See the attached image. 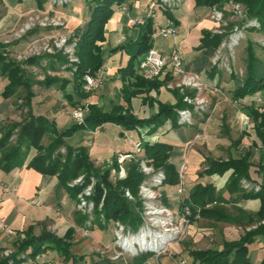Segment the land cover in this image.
<instances>
[{
    "label": "rangeland",
    "instance_id": "374dc122",
    "mask_svg": "<svg viewBox=\"0 0 264 264\" xmlns=\"http://www.w3.org/2000/svg\"><path fill=\"white\" fill-rule=\"evenodd\" d=\"M73 1L74 0H68L66 3L59 5L53 4V6L60 10L62 9V7L71 5ZM76 1L82 9L81 15H78L76 13V16L84 20V30L89 22V13L91 10V6L89 4L91 3L88 2L91 0ZM22 2L23 0H17L16 3H10V6L12 8V6H14L15 4ZM230 3L233 7L234 5H237L238 8L236 9V11L233 9L232 12L228 13L227 15H224L223 12H221L222 19L220 22H215L217 24L213 29L214 33H211L212 35H221L223 36V39L215 51L214 58L211 62V68H209L207 71H203L201 74L202 89L198 97L199 99H203V103L198 106L195 105V102H193L192 104H188L192 107L187 108L192 112L190 123L188 124L178 122V125L198 127V123L201 120H206V117L212 112L215 103L221 100L224 104L225 117L219 118L216 126L220 125L219 133H221L222 136H227V134H229V124H226L228 123L225 119L226 114L229 113L228 110L234 109L239 121L237 127H240L239 125H241V129L243 130L242 133L244 134L238 148L237 146L232 145L233 140H231L229 148H211V154L208 152V148L206 147V145L192 146L191 149H193V151L195 152L194 154L197 156L196 158H194L191 165L194 168L193 172L188 173L187 165H182L178 172L179 184L169 186L167 190H165L164 187L167 185L164 184L165 175L163 170L154 168L151 160L145 159L143 157L142 144L145 142L150 143L148 141V138L151 139L150 137L152 136V134L148 132L147 128H143V131L138 132L139 140L134 145V151L132 153H128L131 157L122 165V168L124 169L123 176L120 174L121 168L119 163L117 162V157L119 154L115 159H113L111 158V153L109 152V150L114 148H129V140H135L137 138V133L135 131H127L125 137H121V134L113 125H106L102 130H79L68 137L69 144H75L79 141L83 144H87L89 141L97 143L98 153H102V155L105 156V159H111L103 163H96L92 160L90 161L93 167L96 169L104 170L106 168H110V180L113 183H115L117 180L124 179L126 177L125 164L134 159V157H139L138 172L143 175V180L140 183L138 190V200L141 203V207L137 209L136 212H138L142 220V225L140 226V228L136 232L132 233L118 221H114L104 226L106 228L103 229V232L99 231L98 228H95L93 232H89L86 230L81 231L83 237L82 239H84L86 241L85 243H87L85 250L90 252V256L92 255L95 257V259H99L101 264H193V259L188 254L189 251L221 249L224 242L236 241L240 237H242L245 232L253 230L255 228V225H250L248 223L247 217L240 214V212L244 211L248 215H253V213L255 212V208L256 210L258 209V201H254V203L252 202V200H245L239 203H234L225 188L229 173H226L222 176L214 175L210 176L209 178H199V174L205 167L206 159L225 161L229 158L236 157L238 154V156L240 157L249 155V161L253 165V168L250 171V177L255 181L250 182L246 179H242L240 181V187L245 191H257L258 184L262 180L264 181V173L260 175L253 171L254 169H258V164L261 162V151L260 149L253 146V142L255 141V134L252 129L253 124H251L250 128L248 129V124L250 123H248L244 111V108L250 105H254L255 108H258L260 112L264 111V93L259 92L253 96H248L242 99V101H236L232 99V93L225 90V88L220 87L221 80L228 81L229 79H231V77L237 76L240 70L244 68L246 69L250 57L251 59L254 57L255 62L264 63V34L258 32L259 24L257 20L247 18L246 10L243 5L239 3H233L231 1ZM173 7L175 6H172L168 9H171L172 11L174 10ZM168 9L167 7H164L157 2L155 9L156 15H154L155 21L160 22L162 16L166 15L165 10ZM215 9L218 12L221 11V8L216 7ZM27 11V17L23 20L18 21L16 25H14L15 31H13V35H11L10 38L12 39L11 42L13 41L12 43H14V40H16L15 43L19 42V46L14 50H10V47L13 46V44H11V46L7 48V53L5 52V54H7L8 58L21 64H23L26 59L30 58L28 54L29 49H32V51L36 53V56H31L30 54L31 57L43 58L46 55H55L57 53L61 54L62 57H64L66 63L63 65L59 63H55L53 65L49 64L46 62V60H44L45 58H43L40 62L41 64L37 66H26L25 69L32 76V79L38 82V84L32 86V92L34 95H36L37 98L35 100L31 99L29 105L34 106L35 104L38 112L40 113H53L59 116L61 122L63 123L62 125H60V128H65L63 126L67 125V129L71 125L76 123L72 117L74 109L80 107L83 110V116L85 117V115H87L88 113L87 109L89 105L98 106L97 104H88L86 102L87 98L93 96L92 94L95 91L88 93L87 97L85 98H82L78 94L75 100L68 102L67 99L65 100L62 98L59 92L57 93V90H53V88L50 90H46L47 87L41 84V82H43L46 77H53L58 80L63 79V71L68 70L70 72L71 68L74 69L76 65L79 64V60L75 66H71L69 62V56L65 53L64 50H54L53 54H47L44 51V46L47 44L51 46L53 41L52 39H57L59 36H66L68 39L66 45L71 46L73 44V46L75 47L74 57L78 59L76 55L77 39L73 36V34H68L62 30L66 27V23L63 20L61 21L60 19H58L59 17L56 18L52 16L51 12H48L44 9L30 11L29 7L27 8ZM5 12L6 6H4V4L0 0V18L5 15ZM70 14H74V12L70 11ZM44 17H48L49 19L55 18L57 21L63 23V27H42L40 25V21H42ZM124 19L126 18L122 17V14L119 12V10H116V12H113L112 16L104 25L103 44H109V42H111L109 49H117L111 52L115 59L110 64L114 67H120L122 60H124L125 64H127V61L137 52V42L134 41L136 40L134 36H131L129 39H126L124 41V47L118 46L114 43L116 42L117 36L122 32L129 34V29L126 28V21ZM186 23V20L182 21L183 26ZM138 29V26L132 29L135 31V35L138 33ZM40 32H44L43 37H40ZM28 37L31 38L28 39ZM165 41L166 40H156L155 46L160 50L158 52H163L164 55L162 57L166 64L167 71H169L168 65L170 63V58L169 54H167L164 49L166 46ZM0 42L4 44H10L2 41ZM177 81L178 79L174 78V80H172L168 84L175 85ZM45 90L48 92V94H50L47 97L41 94ZM174 90L167 91L164 88L162 91V95L172 100V93L174 92ZM177 90H179V94L183 95V99L187 96L193 98L197 95L196 91H193L189 88ZM69 91H72L71 87ZM22 98L23 93L21 90H19L17 95L12 97V103L14 104V107L16 108V110L21 111L20 122H22L28 112V107L26 106ZM114 101L115 100L110 103L104 102L103 106L98 107L105 112H109L113 107L119 106V104L115 103ZM71 103H74L75 105ZM118 103L121 102L118 101ZM122 103H124V100ZM2 105L3 101L0 98V108L4 112L5 110H7V108L5 107L9 105V102H6V106L4 108H2ZM124 105L126 106L125 103ZM129 106L132 107L131 103L129 104ZM106 108H108V110H106ZM136 108V114L139 118H144L147 116L148 105L146 107H143L139 104ZM132 109L133 108H131V110ZM195 116H197L198 119H195ZM69 121H71V124L69 123ZM51 122L54 121L51 120ZM236 129L237 130L234 131L235 134L233 137L239 138L241 133L238 131V129L240 128ZM169 132L170 128H168L165 133L168 134ZM200 134H204L203 130L200 131ZM14 138L15 137L11 139L12 142L15 140ZM43 144L44 146H47L49 144V140H47L45 137L43 139ZM136 145H139L141 149L140 152L136 151ZM59 153L63 155V157H65V148H60ZM213 155H215L216 157H214ZM114 160H116L118 164V169L116 170L113 167ZM141 161H144L146 167L151 169V172L149 174L143 172ZM176 165L179 166V163H176ZM159 173L163 175V178L161 181H157L154 184L155 176ZM83 182V176H79L77 179L69 182L68 187L71 188L76 185H81ZM95 182V178H90V183L85 186L84 189L77 195V198L75 200L76 206L79 195L85 189L91 187L93 193ZM181 185H183L185 192L179 194L177 192V189ZM197 185L213 186L214 198H212L211 201L205 203L203 208L201 206H196L195 211L193 212L189 207L182 206V204L185 199H188L189 192ZM141 187L153 191V194L156 197L155 201H153L154 206L148 204L151 202V200H146L141 192ZM187 187L190 188V191L187 190ZM127 192L128 191H125V196ZM126 197L129 200L134 201V198L130 194ZM219 197L221 199H219ZM100 207L101 203L99 205V208ZM152 207H155L156 210H151ZM204 209H206L209 213L207 217L202 215V211ZM154 211H156V213H153ZM79 213L84 216H88V220L86 221V223L87 225H90V222L93 219V211L90 214H84L80 211ZM118 223L119 225H117ZM120 226H123V230H121ZM141 232L147 233L148 235H150L149 238H152L153 240L156 235H164L165 237H159V242L161 243L159 244V246L158 243H156L154 246L153 243H151L152 240L148 238L146 242L144 241V246L140 248L138 245L134 244L132 240ZM145 243L147 245H145ZM249 248L252 254L253 251H255L256 254V250H258L260 251V255H263L264 241L261 238H257ZM82 250L79 247L72 248L73 252L81 253ZM6 252H4L3 254L4 257L8 256L5 255ZM51 256L52 254H42L39 256V262L41 263L45 260H49V258H52ZM256 257L257 256H253V264H256V261H254V258ZM46 264H55V262L50 261Z\"/></svg>",
    "mask_w": 264,
    "mask_h": 264
},
{
    "label": "trees",
    "instance_id": "16d2710c",
    "mask_svg": "<svg viewBox=\"0 0 264 264\" xmlns=\"http://www.w3.org/2000/svg\"><path fill=\"white\" fill-rule=\"evenodd\" d=\"M231 1L244 6L248 19L257 20L259 24L258 32L264 34V0H196V5L209 7L216 6L221 8L225 2ZM37 8L43 9L46 0H35ZM126 0H91L88 3L91 6L89 22L86 28L81 32H76L73 36L77 39L76 55L79 64L70 72L73 77L75 91L82 98L87 97L88 93L83 91V76L85 74L97 73L104 63L102 44L104 42V25L112 16L114 9L124 4ZM166 15L169 11L165 10ZM171 19V17H168ZM154 33V21L151 17L145 18L143 31L137 43L138 49L119 70L121 79L120 92L125 105L115 106L109 112L103 111L96 105H89L88 113L84 117L82 124H73L69 128L58 131L54 122L49 121L43 116H34L31 112L30 101L34 94L32 86L38 82L32 79L25 67L37 66L41 64L43 58L49 64L66 63L64 57L57 53L55 55H46L43 58L30 57L21 64L7 57V48L11 44L0 42V75L7 80V84L1 92L3 99H9L17 95L19 90L23 93V101L28 107L26 117L20 123H9L0 128V169L9 172L24 163L29 153L34 150L35 155L30 159L27 166L35 171L48 176H56L59 184L64 187L70 194L71 198L76 200L77 195L90 183V178H95L96 182L93 187V193L90 197L94 205L93 219L90 226L86 227L85 223L88 216L80 214V224L92 230L97 227L100 230L105 229L110 222L118 221L125 226L130 232H136L142 225V220L136 212L141 207L138 200L139 185L143 180V175L138 172L139 157H134L126 163V177L117 180L115 183L110 180V168L99 170L93 167L88 149L85 146L70 147L66 145L64 139L70 137L79 130L95 131L105 124H112L123 128L125 131L147 128L150 134L155 133L166 122H171L173 126L178 125V110L192 108L183 101V95L179 90H174L176 102L173 105L156 102V112L147 117L139 118L134 115L129 106L132 98L145 93L142 99L153 104L155 99L149 97L151 91H158L161 87L166 86L171 81L168 74L163 79L152 81L144 80L137 70V61L143 57L153 47L152 35ZM223 36L212 35L210 32L203 33L202 45L207 48L217 49L222 42ZM117 50L112 49L111 51ZM137 62V63H136ZM254 57L246 66V77L241 85L232 92V99L239 101L247 96H253L256 93H264V77L258 76L254 64ZM44 86L51 87L58 85V89L64 93L68 102L72 97L66 94V88L70 84L67 79H56L46 77L43 82ZM75 105L74 103H71ZM248 117L253 124L255 141L253 146L261 151V162L258 169L253 171L257 174L264 173V111L260 112L254 105L247 108ZM244 134H242L243 136ZM241 136V138H242ZM15 137L12 142V138ZM48 137L49 144L44 146L42 140ZM241 138L234 144H239ZM65 148V157L59 153L60 148ZM143 157L151 160L156 169H162L165 175L164 184L168 186L178 185L179 177L176 167L169 162L170 147L161 143H143ZM128 154V153H127ZM249 155L237 159L229 158L225 161L213 159L205 160V167L199 174L203 176H222L229 173L225 188L231 196L234 203L245 200H258L259 207L253 215H248L241 211L240 214L246 216L250 225H255L253 230L247 231L236 241L224 242L221 249H205L189 251L193 259V264H253L250 245L257 238L264 241V181L258 184V190L245 191L240 187V181L246 179L250 182L254 180L250 177V171L253 168L249 161ZM114 169H118L116 160L113 163ZM83 176V183L73 187H68V183ZM255 182V181H254ZM125 191L134 198L129 200L125 196ZM214 188L211 185H197L190 192L188 199H185L182 206L189 207L193 212L196 206L204 207L205 203L211 201ZM217 198V197H216ZM219 199H221L219 197ZM101 203V207L99 205ZM208 211L204 209L202 215L208 216ZM74 229L69 228L63 236H56L43 230L39 235L32 234L31 229L21 233L22 238H18L14 243V251L8 256L0 259V264H23L25 261L35 260L47 252H57L64 261L77 263L83 257H75L71 254L72 240ZM20 234V233H18ZM259 264H264V255Z\"/></svg>",
    "mask_w": 264,
    "mask_h": 264
},
{
    "label": "crops",
    "instance_id": "0c3cea01",
    "mask_svg": "<svg viewBox=\"0 0 264 264\" xmlns=\"http://www.w3.org/2000/svg\"><path fill=\"white\" fill-rule=\"evenodd\" d=\"M16 1L17 0H1L4 6H6V12L5 15L0 18V41L13 44V46L10 47V50H14L19 46V42L15 43L16 40H14V43H12L13 41L11 42L12 39H10L11 35H13V31H15L14 25H16L18 21L23 20L27 17L28 7L30 8V11L39 10L37 8L35 0H23L22 3H17L11 8L10 3H16ZM181 1L182 2L179 5L173 7L174 10L171 11V9L169 10L167 8L168 11H170V16L163 15L160 22H156L154 19V15H156L155 9L157 0H126V2L120 7H116L114 9V12H116V10H119V12L122 14V17L126 18L124 19L126 21L125 26L129 29V34L122 32L117 36L116 42L114 43L118 46L124 47V41L126 39H129L131 36H134L136 39L134 41L138 43L140 35L143 31V25H133L132 21L136 19L148 18L147 15L149 11H151L152 13L150 17L154 21V27L163 26L166 21H170L176 32L175 39L171 37L162 38L160 36H156L155 38L152 37V48L160 51L155 46L156 40H166V46L164 48L165 52L169 54L171 49L173 47H176L181 53L184 71L188 74L201 75L203 71H207L209 68H211V62L216 51V49L207 48L202 45L203 33H214L213 29L215 28L217 23H215V21L212 19V14L214 11H217L215 9L216 6L209 7L204 5H196V0ZM43 9L51 12L52 16L56 18L59 17L58 19H60L61 21L63 20L66 23V27L62 29L64 32L74 35L76 32L83 31L85 22H83L84 20L76 16V13L78 15H81L82 11L76 0H74L71 5L62 7V9L60 10L55 8L51 4L50 0H47L46 4H44ZM232 10L233 6L229 1L223 4L220 12H223L224 15H227L228 13L232 12ZM70 11L74 12V14H70ZM168 17H171V19ZM183 20L187 21L184 26L182 25ZM136 26H138L139 29L138 33L135 35V31L132 29ZM39 34L40 37H43L44 32H40ZM31 37H28V39ZM110 45L111 42H109V44H102L104 63L100 71H102L105 76L104 85L102 88L95 90V92H93L92 94L93 96L87 98L86 102L88 104H97L98 106H103L104 102L110 103L115 100V103L124 105V103H122L123 98L120 92L122 84L119 70L126 64L124 60H122L120 67H114L110 64L115 59L111 54V50L113 48L109 49ZM160 53L162 54V56L164 55L162 51ZM142 58L143 57L139 58L137 62H139ZM168 68L169 71H167L166 67L165 71L162 73L159 79L165 78L168 74L171 76L170 65H168ZM254 68L258 76L264 77V63L256 62L254 64ZM63 74L64 75L62 78L70 81V84L66 88V94L70 95L72 97V100H75L78 94L75 91V86L73 85L72 74L68 70H64ZM245 77L246 69L244 68L240 70L237 76L231 77V79H229L228 81L221 80L220 87L225 88V90L232 93L239 85L242 84ZM172 80H174V78L171 76V81ZM6 84V78L0 75V98L3 101L2 108L6 106V102H9V105L5 107L7 108V110L3 112L0 108V128L9 123H19L21 121V111L16 110L14 104L12 103V98L3 99L1 97V92ZM70 87L72 91H69ZM52 88L53 90H57V93L59 92L62 98L66 100L64 93L58 89V85L48 87L46 90H50ZM164 88L168 91L166 86H163L158 91H151L149 94H147L149 97H153L155 99V102H153V104H149L147 101H145L144 103L142 102V99L146 96L145 93L132 98L130 101L132 106L131 108H133L131 110L132 113L137 116V105L140 104L143 107H146L148 105V114L146 117H144L147 118L156 112L157 101L170 105L175 104L176 97L173 93L172 100L162 95V91ZM46 90L41 93L45 97L50 95ZM36 98V95H34L32 99L35 100ZM118 101L121 103H118ZM246 108H244V111L245 117H247L248 123H250L248 124L249 129L252 121L248 117V111ZM106 110H108V108H106ZM31 112L34 116H43L50 121H54L58 131L66 129L67 125L63 126L65 128H60V125H62L63 123L61 122L59 116L53 113H40L38 112L35 104L34 106L31 105ZM228 112L229 113L226 114L225 118L228 122L226 124H229V134H227V136H222L221 133H219L220 125L216 126V124L218 123V119L225 117L224 104L221 100H219L215 103L212 112L206 117V120L203 119L206 122L201 120L198 123V127H188L182 125L173 126L171 122H167L155 133H153L150 137L151 139L148 138V141L151 144L161 143L169 146L171 149L169 162L176 167L177 172H179L182 165L186 164L188 168L187 172L192 173L194 168L191 165L194 158L197 157L194 154L195 152L193 151V149H191L192 146L206 145V147L208 148V152L211 154V148H229L231 144L230 142L231 140H233L232 145L237 146L238 148L239 144L235 145L234 143L241 138L243 130L241 129V125H239L240 127H237L239 121L234 109L228 110ZM195 119H198V117L195 116ZM69 123L71 124V121H69ZM106 125L112 124H105L98 129L102 130ZM113 126L121 134V137H125L127 131L123 130L119 126ZM168 128H170V132L166 134L165 132ZM236 128H240L238 129V131L241 133L239 138L233 137L235 134L234 131L237 130ZM201 130H203L204 134H200ZM133 131L137 133V138L135 140H129V148H114L109 150V152L111 153V158L115 159L118 154L132 153L134 151V145L139 140L138 132L143 131V128ZM45 138L48 140V137ZM68 140V138L64 139L66 145L70 147H87L90 160L95 161L96 163H103L111 159H105V156H103L102 153H98L97 143L89 141L87 144H83L79 141L75 144H69ZM34 153L35 151L32 150L24 160L22 166L12 171L6 172L0 169V220H2L5 225L12 231V234H5L3 232H0V259L4 257V252L14 251L15 248L13 246V243L18 238H22L21 233L28 230L29 228L31 229L32 234L35 236L39 235L43 230H45L60 237L63 236L69 228H73L75 233L72 240V247L70 249V252L75 257H83L82 260H78L77 263H74L72 259H70L69 261H64L63 257H61L57 252H47L45 254H52V258H49V260H45L40 263V258L37 257L35 260L28 259L23 264H46L50 261L55 262V264H101L99 259H95V257L92 255L90 256V252L85 250L87 243H85L86 241L82 239L83 237L81 233V231L84 230L93 232V230L97 227H94L92 230H90L89 228H86L90 226L87 225V223H85L86 227L80 224L79 221L81 213H79V211L76 209V201L71 198L69 192L59 184L56 176L43 175L27 166L30 159L35 155ZM213 156L216 157L215 155ZM233 158L237 159L240 158V156H238L237 154V156ZM176 163H179V166H177ZM206 177L208 176L199 178ZM168 187L169 186L167 185L164 187V189L167 190ZM187 188V190L190 191V188ZM254 201L256 202L258 200H252V202ZM256 211L257 210L255 208V212ZM98 230L103 232V230ZM75 247H79L81 250L83 249L82 252H73L72 248ZM256 251V254L255 251H253L252 258L253 256H257L256 258H254V261H256V264H259L264 253L263 255H260V251Z\"/></svg>",
    "mask_w": 264,
    "mask_h": 264
},
{
    "label": "built area",
    "instance_id": "2783aa9c",
    "mask_svg": "<svg viewBox=\"0 0 264 264\" xmlns=\"http://www.w3.org/2000/svg\"><path fill=\"white\" fill-rule=\"evenodd\" d=\"M68 0H50L52 2V5H59L66 3ZM158 3H160L162 6L171 8L172 6H177L181 3L180 0H157ZM238 8L237 5H234L233 9L236 11ZM125 10V9H124ZM151 11H149L147 17L151 16ZM212 19L215 22H220L222 19V13L218 11H214L212 14ZM31 20V19H30ZM145 19H136L132 21V24H140L143 25ZM32 21V20H31ZM40 25L42 27L52 26V27H63V23L60 21H57L55 18L49 19L48 17H44L42 21H40ZM156 36H160L162 38L171 37L173 39L176 38V32L174 30L173 25L170 23V21H166V23L163 26H155L154 27V33L152 35L153 38ZM52 45H45L44 51L47 54H53L54 50H64L65 53L69 56V62L71 66H75L78 63V59L74 57V46L73 44L70 46H67V37L66 36H59L57 39H52ZM29 57L36 56V53L32 51V49H29ZM31 54V56H30ZM38 55V54H37ZM170 58V74L173 78H177L178 81L175 85L168 84L166 85V88L168 90H174V89H180L183 90L184 88L192 89L193 91H196L195 97H185L183 99L184 102L187 104H192L195 102V105H201L203 103V99H199L198 95L201 92L202 89V81H201V75L199 74H188L183 69L182 64V57L180 51L173 47L169 53ZM166 69V64L163 60L162 54L158 52L155 49H150L143 58L137 63V70L141 77L144 80L152 81L155 79H158L162 73ZM105 81V76L102 73V71H98L95 74H85L83 76V91L85 93H90L92 91H95L97 89H100L103 87ZM197 109V108H195ZM84 112L80 107H77L74 109L72 113V117L76 124L80 125L84 121ZM192 118V112L190 109H184L181 111H178V122L180 123H190V120ZM139 145H136V151L140 152ZM131 156L129 154H119L117 157V162L120 165V174L123 176L124 169L122 168L123 163L128 160ZM142 170L144 173L149 174L151 172V169L146 167L145 162L141 161ZM163 178V175L161 173L157 174L155 176L154 184L157 181H161ZM152 184V183H151ZM141 192L143 196L146 198V200H151L150 205L154 206V202L156 197L153 194V191L150 189H145L144 187H141ZM177 192L179 194H182L185 192V189L183 185H181ZM92 195V188L88 187L85 189L78 198L77 202V209L84 213V214H90L93 211V203L89 200L90 196ZM126 196H129V193H126ZM151 210H156L155 207H152ZM153 213H156L154 211ZM155 215V214H154ZM119 225V223L117 224ZM121 230H123V226L121 227ZM0 232H3L5 234H12V231L5 225V223L0 220ZM10 252H6L5 255H8Z\"/></svg>",
    "mask_w": 264,
    "mask_h": 264
},
{
    "label": "bare ground",
    "instance_id": "6f19581e",
    "mask_svg": "<svg viewBox=\"0 0 264 264\" xmlns=\"http://www.w3.org/2000/svg\"><path fill=\"white\" fill-rule=\"evenodd\" d=\"M149 236L150 235H148L147 233H144V232H141L140 234H138V236H136L133 240H132V242L134 243V244H136V245H138L140 248H142L144 245V241L146 242L147 240H148V238H149ZM163 236L164 235H159V236H155L154 237V240L152 239V238H149V239H151L152 240V242L151 243H153V245L155 246V244L156 243H158V246H159V244H161L160 242H159V237L161 238H163ZM165 237V236H164ZM166 237H168V236H166ZM164 240V239H163ZM150 241V240H149ZM131 242V243H132ZM149 243V242H148ZM145 245H147L146 243H145Z\"/></svg>",
    "mask_w": 264,
    "mask_h": 264
}]
</instances>
